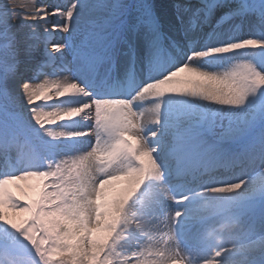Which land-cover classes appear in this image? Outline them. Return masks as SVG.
<instances>
[{"label":"snow or ice","instance_id":"1","mask_svg":"<svg viewBox=\"0 0 264 264\" xmlns=\"http://www.w3.org/2000/svg\"><path fill=\"white\" fill-rule=\"evenodd\" d=\"M173 7L0 5V264H264V0Z\"/></svg>","mask_w":264,"mask_h":264},{"label":"bare ground","instance_id":"2","mask_svg":"<svg viewBox=\"0 0 264 264\" xmlns=\"http://www.w3.org/2000/svg\"><path fill=\"white\" fill-rule=\"evenodd\" d=\"M25 8H24V10H22V12H29V13H35V11H36V4L35 3H32L30 0L29 1H27V2H25ZM43 7L45 8V5H43ZM47 8V7H46ZM45 8V9H46ZM48 9V8H47ZM49 19V21H56V22H61V18H59V17H56L55 19L54 18H52L53 20H51V16L48 18ZM24 22H26V23H32L31 21H28V20H25ZM38 22H41V23H43V21H38ZM25 31L27 32L28 30L27 29H25ZM67 33H63V32H60V31H54L53 32V36H58V39L60 38V36H63V35H66ZM52 39H53V37H52ZM55 43H58V41H55ZM44 44V43H43ZM40 47V46H39ZM40 50H41V52H43V50L44 49H41L40 48ZM65 50L66 49H64V52H65ZM55 102V101H54ZM254 177L255 178H261V179H259L257 182H260L261 180H264V174H259V173H255L254 174ZM263 177V178H262ZM125 186V183L123 182V181H121V182H118L117 183V187L118 188H123Z\"/></svg>","mask_w":264,"mask_h":264},{"label":"rangeland","instance_id":"3","mask_svg":"<svg viewBox=\"0 0 264 264\" xmlns=\"http://www.w3.org/2000/svg\"><path fill=\"white\" fill-rule=\"evenodd\" d=\"M27 1H29V0H0V5L10 4L13 6V8L15 9V11L17 13H20V12H22V10H24V8H25L24 5H25V2H27ZM24 23L28 24L26 22H24ZM41 49H43V48H41ZM38 103H40V102H38ZM18 195H19V193H18Z\"/></svg>","mask_w":264,"mask_h":264}]
</instances>
